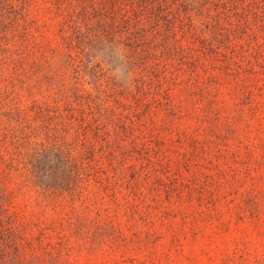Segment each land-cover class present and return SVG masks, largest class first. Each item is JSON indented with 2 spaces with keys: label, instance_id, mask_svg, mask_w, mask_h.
<instances>
[{
  "label": "rangeland",
  "instance_id": "374dc122",
  "mask_svg": "<svg viewBox=\"0 0 264 264\" xmlns=\"http://www.w3.org/2000/svg\"><path fill=\"white\" fill-rule=\"evenodd\" d=\"M160 33L162 50L169 43L183 57L174 51L156 69L105 43L87 46L92 61L80 78L62 56L40 58V44L28 47L17 73L0 57V222L21 240L42 237L53 253L26 259L9 247L0 264H264V54L255 50L264 32L234 64L208 55L192 66L186 54L196 55L197 40L181 41L166 23ZM38 107L60 122L83 115L99 135L127 117L134 131L119 145L139 152L114 167L101 156L94 180L78 179V195L74 179L50 176L59 158L45 139L51 123L33 120ZM88 136L95 142L92 129ZM154 205L161 221L142 226L130 207L143 214Z\"/></svg>",
  "mask_w": 264,
  "mask_h": 264
},
{
  "label": "trees",
  "instance_id": "16d2710c",
  "mask_svg": "<svg viewBox=\"0 0 264 264\" xmlns=\"http://www.w3.org/2000/svg\"><path fill=\"white\" fill-rule=\"evenodd\" d=\"M171 4L173 8L169 14L170 19L165 21V0H0V57L6 58L10 74L17 73L24 67L23 56L30 53L28 47L33 43L40 44V48L44 50L39 55L40 58L41 55H50L53 58L62 56L67 66L80 78L79 73L85 67V62L89 64L92 61H87V46L96 49L105 43L111 49L116 47L121 48L123 53L127 52L124 53L127 54L126 60L132 61L136 58V63L141 64L144 69L149 64H153L156 69L160 66L159 61L168 58L170 61V58H174V51H177L169 43L166 52L159 45L160 38L165 44V35L160 33V27H165L166 23L171 33L180 32L181 41L194 38L200 45L195 56L190 52L186 54L189 56L186 58L193 59L190 66L197 65L202 58L207 61L205 57L208 55L217 57L220 62L222 58L230 55L229 60L234 64L242 52L256 45L254 41L261 40L262 36L257 33L262 30L264 32V0H172ZM195 20H198V26H195ZM147 21L153 24L154 31ZM258 46L255 50L263 55L264 48ZM219 50L223 52H218ZM179 52L183 57V49L177 51V56L180 55ZM186 58L179 59L182 62L189 61ZM93 66V70L100 73L99 64ZM162 72L165 73V66ZM256 107L257 103L253 108ZM38 111L39 117H34L33 120L38 119L40 122L45 117L51 123L50 133L45 139L52 148L51 155L59 158L52 166V169L57 170L50 173V176L57 178L66 174L63 176L65 180L74 179L72 187L74 191L80 192L78 195L84 194L79 191L81 183L78 179L85 176L87 180H94V169L101 156L114 167L113 163H117L118 156H132L139 152L135 146L119 145L122 139H128L123 136L134 131L131 123L125 122L127 117L122 118L117 125L112 119L117 126L115 130L99 135L101 126L90 128V121L83 115L76 117L79 120L75 121L65 114L60 122L59 116L55 118L56 111L49 109L45 115L42 114V107H38ZM98 121L94 122L98 124ZM90 129L95 142H91L88 136ZM112 139L114 142L110 141ZM98 145L100 154L96 149ZM62 166L65 167L64 170ZM158 167V163L155 168L151 166L150 172L157 171ZM57 183L64 186L63 181ZM57 194L54 193V197L63 195ZM93 199L91 204L98 201V197ZM157 206H147V211L143 214L136 213L134 207L130 208L134 215L141 217L142 226L153 228L161 221L155 213ZM131 218L132 215L129 219ZM4 223L0 222V249L10 247L11 254L24 256L26 259L53 258L49 244H44L42 237H25L21 240L19 235L16 236V228L8 224L4 226ZM3 237L8 238L6 242L2 240Z\"/></svg>",
  "mask_w": 264,
  "mask_h": 264
}]
</instances>
